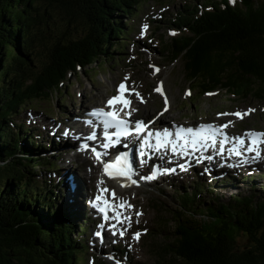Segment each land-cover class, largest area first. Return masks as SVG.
Wrapping results in <instances>:
<instances>
[{"label": "trees", "instance_id": "1", "mask_svg": "<svg viewBox=\"0 0 264 264\" xmlns=\"http://www.w3.org/2000/svg\"><path fill=\"white\" fill-rule=\"evenodd\" d=\"M144 1L0 0V264L84 261L86 228L72 221L77 210L56 206L53 189L61 182L50 180L49 188L35 178L36 166L58 173V164L43 156L45 137L34 132L40 125L30 124L34 114L27 110L28 128L14 117L24 105L61 97L70 73L122 52L128 32L121 16ZM168 23L179 34L163 41L160 55L182 61L195 90L264 100V0H186ZM50 139L52 147L63 141ZM179 187L172 231L157 242L150 233L156 264H264V196L206 201L200 182L189 192Z\"/></svg>", "mask_w": 264, "mask_h": 264}, {"label": "rangeland", "instance_id": "2", "mask_svg": "<svg viewBox=\"0 0 264 264\" xmlns=\"http://www.w3.org/2000/svg\"><path fill=\"white\" fill-rule=\"evenodd\" d=\"M185 3L186 0H145L140 3L131 16H121L125 30L128 32V40L119 42L123 46L122 52L115 51L111 61L91 64L85 69L70 73L62 85L63 95L61 97L55 93L40 101L24 105L28 107L14 117L15 121L20 120L26 127L25 118L28 116L26 110L35 114L36 122H30V124L41 125L34 126L39 128L34 132L45 137L43 146L48 148V151L43 156L59 165L55 176L36 166L34 172L38 176L35 178L38 179L39 185L44 180L49 188L55 181H60L61 189L59 187L53 189V193L56 194V206L63 205L71 210H77V213L73 214L72 221L77 224L79 231L80 225L82 229L88 227L80 236L85 246L83 248L85 259L79 264H156L148 243L152 240L150 233L158 234L155 239L157 242L161 236L172 231L173 222L170 215L180 209L175 190V188H180L179 186H182L181 191L189 192L195 181L200 182L204 186L202 198L206 201H209L212 196H217L223 202L235 194L249 193L256 199L264 196V167L259 166L256 169L234 173V179L218 181H214L213 178L208 179L207 173L201 170L195 173L189 169L185 173H179L176 170L174 174L160 175L147 184H138L129 188H120L114 182H106V186L108 183L116 186L119 189L117 190L119 196L124 197L126 202L132 206L126 209V216L131 220L130 226L129 223L120 225V229H127L123 237H119L120 242L101 246L93 236L92 232L96 227L89 220V210L86 205V200L98 191V187L84 194L85 172H87L85 178L92 180L88 171H94L96 175L98 171L88 164V160H85L88 153L68 148L69 144L65 138L56 147H52L53 144L50 143L52 134L49 131L56 130L65 136L64 126L72 121L73 116L78 117L79 111L100 106L104 98L115 94L116 83L119 80H125V77H127L128 85L144 98L143 103H140L136 96L134 98L136 107L133 108L137 109L134 112L136 119L148 118L163 108L164 99L162 100L155 89L159 82L164 87L166 98L169 100L168 109L161 115L166 122L174 121L193 125L213 120L223 122V120L230 119L229 117L217 119L219 112L252 109L253 111L243 115L239 120L232 117L231 125L229 124L230 130L234 133L246 128L264 130V100L237 99L223 90H215L213 95H207L204 91L200 93L195 90V84L190 83L184 76L182 61L170 62L160 55L163 41H168L171 33L179 34V31L168 21L173 20L175 12ZM141 25L146 26L144 32L140 28ZM34 127L30 128L34 129ZM44 128L47 134L42 132ZM71 136L68 135L66 138L71 139ZM56 137H59L57 133ZM40 144H42L41 140ZM40 170L43 171L40 173ZM69 174H72V178L67 181L65 177ZM50 180L53 182L50 183ZM70 181L78 184L74 193L68 191ZM136 212L141 215L136 216ZM196 216L205 218L203 213H197ZM132 233H139V238L133 239ZM79 234L81 233L77 232L75 236L79 238ZM111 245L115 247L112 248ZM118 245L125 247L127 253L118 254L116 252Z\"/></svg>", "mask_w": 264, "mask_h": 264}, {"label": "snow or ice", "instance_id": "3", "mask_svg": "<svg viewBox=\"0 0 264 264\" xmlns=\"http://www.w3.org/2000/svg\"><path fill=\"white\" fill-rule=\"evenodd\" d=\"M230 2H234V0H230ZM142 26V32H143ZM151 67V66H150ZM127 80V77H125V81ZM156 91H160L159 85L156 88ZM116 95L113 97L108 98L105 101V106L102 108H94L89 113L91 116L97 117L101 120L104 128V142L102 143L101 147L104 149H108L109 147H114L115 145L119 144L121 141V138H131L132 135H135L139 137L141 133L147 131V137L143 138L140 141L141 149L143 148H151L153 147L152 144L146 143L145 140L152 139L153 136L156 138V144L155 148L163 147L166 143H171V141L168 140L169 133L167 130L164 131H157L153 133L151 130L147 129V125L141 120L135 121V127L134 129L130 128V121L127 119L133 112L137 111L136 108L131 107V100L125 98V93H128L129 95L134 94L136 98L143 103L142 97H140V94L138 92H134V90L128 89L126 87L125 82H121L116 87ZM187 94V93H186ZM115 106H120L125 109L123 113V117L119 115V113L115 110ZM165 106L167 107V101L165 102ZM253 111L252 109L247 110L243 115H247L249 112ZM218 115H235L238 118L241 117V113H221ZM148 123H152V121H149ZM230 123V122H229ZM228 124L224 125H200L199 127L193 129L191 127L189 128H180L176 132V139L183 141V144L185 147L191 148L193 151L203 150L207 147H209L212 144H215L216 137L219 135L221 137L220 145L223 147V144L226 142L227 136L226 133H224L223 129L226 128ZM109 129H114V131H109ZM248 137L249 143L247 144L246 150L252 151L256 153V156L258 157L260 155L259 148L261 144H264V132H255L252 130H248L244 134ZM95 133L90 134L88 136L89 140L95 139ZM243 141L241 138H237V143H242ZM88 145L82 144L81 149H86ZM235 151V149H233ZM93 154L95 155L96 159L99 160L101 157V153L98 152L96 149H92ZM236 154L239 155V152L236 151ZM124 154H118L115 157L114 161L111 162H103L102 163V174L108 176L111 179L120 180L121 178L127 179L132 184H136L137 181L134 179H131L132 176V170L128 167L126 162L123 159ZM208 159H211V157H208ZM170 171V170H169ZM156 177V169L154 168L152 173H150L148 176H142L141 179L143 180H152ZM101 181L98 180L97 186H98V193L95 197V200L90 201V203L93 205L94 208H96L101 214L102 218L104 220H108L109 217L107 215L109 210L114 211V218L117 222V224L120 223H129L130 226V220L131 218L128 216H124L122 212L116 211V208L123 209V208H131L132 206L128 204L126 201L123 203H120L118 205L113 206L107 199L104 198L103 193L109 192L108 189L104 188L101 189L99 187ZM122 187H125L127 185L121 184ZM110 195L115 198V193L111 192ZM136 216L141 215V213L136 212ZM99 227H103V225H98ZM113 229L116 228V224L111 225ZM127 231V229H121L120 235L123 236L124 232ZM115 234V232H114ZM96 236H100V233H95ZM133 239L139 238V233H132Z\"/></svg>", "mask_w": 264, "mask_h": 264}, {"label": "bare ground", "instance_id": "4", "mask_svg": "<svg viewBox=\"0 0 264 264\" xmlns=\"http://www.w3.org/2000/svg\"><path fill=\"white\" fill-rule=\"evenodd\" d=\"M98 94H100V92L98 93ZM94 98V97H93ZM105 99L106 98H104V101H103V104H104V102H105ZM103 104H101V105H103ZM100 105V106H101ZM99 106V105H98ZM94 107V106H93ZM96 107V106H95ZM131 107H132V105H131ZM80 131V132H79ZM75 133L77 134V133H82V128H81V126H78V131L77 130H75ZM77 137L75 138V141H79L80 139H81V137H82V134H79V135H76ZM85 160H87L86 158H85ZM70 166H72V162H70ZM86 173L87 172H85V174H84V179L86 180L85 181V183H84V194H88L89 192H90V190H92V188H94L95 186H97V182H98V180L99 181H101V183H100V187L101 188H103L104 186H106L105 185V183L106 182H114V183H116L120 188H128V186H125V187H122L121 186V184L119 183V181H116V180H107V179H104L101 175H100V173H98V175H96L95 173H94V171H88V174H89V177H91V178H93L92 180H89L88 178H85V175H86ZM89 183L91 184V188L89 189ZM87 184H88V186H87ZM69 188V192H71V193H74V192H76V190H77V188H78V184L75 182V181H70L69 182V186H68ZM119 226V225H118Z\"/></svg>", "mask_w": 264, "mask_h": 264}]
</instances>
